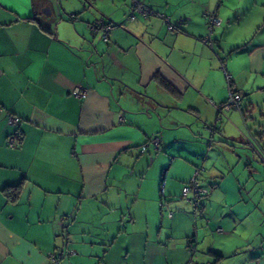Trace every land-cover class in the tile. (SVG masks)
<instances>
[{
    "label": "crops",
    "instance_id": "crops-1",
    "mask_svg": "<svg viewBox=\"0 0 264 264\" xmlns=\"http://www.w3.org/2000/svg\"><path fill=\"white\" fill-rule=\"evenodd\" d=\"M206 12L221 19L210 45ZM221 59L234 91H264V0H0V264H264V179L205 162L233 136L222 118L206 143ZM155 135L163 154L142 152ZM200 163L197 218L181 189Z\"/></svg>",
    "mask_w": 264,
    "mask_h": 264
},
{
    "label": "built area",
    "instance_id": "built-area-1",
    "mask_svg": "<svg viewBox=\"0 0 264 264\" xmlns=\"http://www.w3.org/2000/svg\"><path fill=\"white\" fill-rule=\"evenodd\" d=\"M134 12L143 14L144 16L153 14L152 10L149 8L145 7L142 3L138 1H134ZM206 17H207V30L208 33L204 37V42L210 45L212 43L211 36L214 32V29L217 28L221 24V19L215 12H206ZM130 18H134V13H131ZM91 29H97L99 28L102 33V38L104 41L108 40V34L111 29H113L114 25L110 23H104L102 19H99L94 22V24H89ZM168 29H173V26L169 24ZM221 67L224 71V75L227 81V98L226 100L220 104V105H215L216 110H217V120L221 119V116H224L226 112L230 110H237L238 112L241 113V105L240 102L242 100L241 94L234 92L231 88L232 86V78L229 72L226 71L225 67V60L221 59ZM73 94L77 97H85L86 96V89L76 86L73 89ZM119 120H122V117H119ZM8 121L11 124H17L20 120L17 116L14 115H9ZM216 123L212 125H206V129L210 135L209 138H207L208 145H210L212 141V134L216 130ZM6 144L9 147H16L19 144V137L16 135H11L7 138ZM148 147H152L153 151L155 154H158L162 150V139L160 136H152L148 139V141L144 144L141 145V151L144 152L147 150ZM206 169L204 166L200 165L195 168L192 177L183 184L182 189H181V197L185 199L187 202H190L193 206L194 209V214H202L203 211V205H202V200L205 198V196L208 194V189L204 187L201 184V174L205 171ZM161 193H163V189H161ZM161 209L166 212V215L170 218L172 216V212L168 209L167 204L164 201H161ZM65 222V218L62 217L60 218V226L63 227ZM217 232H221V228L216 229ZM196 243L197 239L195 235H191L187 238L186 241V247L189 252L194 253L196 249ZM62 253L61 251H58L57 253H51L50 254V259L53 262H58L59 258L61 257ZM207 264H212L211 262H208Z\"/></svg>",
    "mask_w": 264,
    "mask_h": 264
},
{
    "label": "rangeland",
    "instance_id": "rangeland-1",
    "mask_svg": "<svg viewBox=\"0 0 264 264\" xmlns=\"http://www.w3.org/2000/svg\"><path fill=\"white\" fill-rule=\"evenodd\" d=\"M241 96L242 100L240 102V105L241 109L243 110L245 119L241 117L240 113L237 110L226 112L223 123L225 122L226 127L229 126L233 130V136H231L232 138L227 137L228 140H223L224 133H219L218 138H216L218 142H214L212 147L208 148L209 154L206 157L207 160H205V162L208 163L209 160L214 163L213 165L218 163L217 167H219L220 164L226 166L225 163L227 162L234 164L236 162H241L236 167L237 170H247L249 168L251 174L257 175V173H259L257 177L259 179H264V162H262V159L264 158L259 156L257 152L252 150L249 144L246 143L248 137L255 135L259 143L257 144V147L262 150L261 155L264 156V91L256 92L252 96H246L245 98L242 94ZM248 98L250 99V101L248 100ZM206 137H208V135ZM224 147H226V149ZM160 154H163V152H161ZM200 161L202 162V158ZM246 163L249 164V167L244 166ZM200 165L204 166L200 163L197 165V167ZM209 165L212 167V164ZM204 168L206 169L205 166ZM227 171L228 168L224 173H226ZM158 184V187H160V179ZM204 202L205 198H203L202 200L203 206ZM261 202L262 204H264V200H262ZM196 216L198 218L201 215L198 214Z\"/></svg>",
    "mask_w": 264,
    "mask_h": 264
},
{
    "label": "trees",
    "instance_id": "trees-1",
    "mask_svg": "<svg viewBox=\"0 0 264 264\" xmlns=\"http://www.w3.org/2000/svg\"><path fill=\"white\" fill-rule=\"evenodd\" d=\"M133 5H134V2H133ZM104 23H108V22H104ZM212 39V38H211ZM212 43H213V40H212ZM232 89V88H231ZM233 90V89H232ZM234 91V90H233ZM234 92H236V91H234ZM230 111H232V110H230ZM229 112V111H228ZM240 113V112H239ZM240 115L242 116V118H244L245 119V116L243 115V110L241 109V113H240ZM226 116V114L224 115V116H221V119L222 118H224ZM220 119V120H221ZM220 120H218L217 121V123H216V130H215V132H217L218 130H219V128H220V126L218 125V123H219V121ZM215 124V123H214ZM206 125H212V124H206ZM206 125H205V129H206ZM206 131H207V129H206ZM208 132V131H207ZM215 132L212 134V141H211V143H210V145H212V143H213V135L215 134ZM210 137V135H209V133H208V137H206V138H209ZM19 141H20V138H19ZM146 143V142H145ZM206 143H208V141H207V139H206ZM208 145V144H207ZM210 145H208V146H210Z\"/></svg>",
    "mask_w": 264,
    "mask_h": 264
}]
</instances>
